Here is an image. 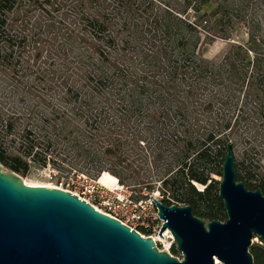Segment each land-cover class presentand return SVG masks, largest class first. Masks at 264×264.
<instances>
[{
  "label": "trees",
  "instance_id": "1",
  "mask_svg": "<svg viewBox=\"0 0 264 264\" xmlns=\"http://www.w3.org/2000/svg\"><path fill=\"white\" fill-rule=\"evenodd\" d=\"M227 143L264 194V0H0L5 169L85 170L224 221Z\"/></svg>",
  "mask_w": 264,
  "mask_h": 264
},
{
  "label": "water",
  "instance_id": "2",
  "mask_svg": "<svg viewBox=\"0 0 264 264\" xmlns=\"http://www.w3.org/2000/svg\"><path fill=\"white\" fill-rule=\"evenodd\" d=\"M218 181L224 221L151 197L163 220L157 234L170 232L179 259L69 191L28 184L0 164V264H253L252 238L264 243V194L237 180L231 143Z\"/></svg>",
  "mask_w": 264,
  "mask_h": 264
},
{
  "label": "built area",
  "instance_id": "3",
  "mask_svg": "<svg viewBox=\"0 0 264 264\" xmlns=\"http://www.w3.org/2000/svg\"><path fill=\"white\" fill-rule=\"evenodd\" d=\"M69 191L79 199L92 205L97 211L119 220L134 229L142 237H151L156 245L165 239L168 246L173 245V236L168 230L163 232V238L157 233L163 224L158 217L155 200L162 201L160 190L143 191L136 197L133 190L116 179L115 182H103L99 177L83 174L70 177L65 182L55 185ZM181 259L180 255H175Z\"/></svg>",
  "mask_w": 264,
  "mask_h": 264
},
{
  "label": "rangeland",
  "instance_id": "4",
  "mask_svg": "<svg viewBox=\"0 0 264 264\" xmlns=\"http://www.w3.org/2000/svg\"><path fill=\"white\" fill-rule=\"evenodd\" d=\"M223 45L224 43L222 41H215L213 44H211L208 47L207 51L205 52V55L207 57H212L216 55L222 49ZM80 174L91 176V174L85 170L75 172L74 170L70 171L67 169L55 168L51 166H48L45 168L32 167L30 172L27 175L25 176H22L20 174L19 175L28 184L55 186V185H58L60 181L65 182L70 177H75L76 175H80ZM98 177L103 182H110V180L102 178L101 176H98ZM216 177L218 179L220 178V176H216ZM129 188L133 190V193L136 197H140L141 193L143 191H146L145 189H142V191H139L135 188H131V187ZM168 242L169 240L165 239L162 243H158L157 247L160 250H167L170 252L172 245L168 246ZM252 243H261V241L258 239L257 236H254L252 238Z\"/></svg>",
  "mask_w": 264,
  "mask_h": 264
},
{
  "label": "bare ground",
  "instance_id": "5",
  "mask_svg": "<svg viewBox=\"0 0 264 264\" xmlns=\"http://www.w3.org/2000/svg\"><path fill=\"white\" fill-rule=\"evenodd\" d=\"M217 264H219V262H217Z\"/></svg>",
  "mask_w": 264,
  "mask_h": 264
}]
</instances>
